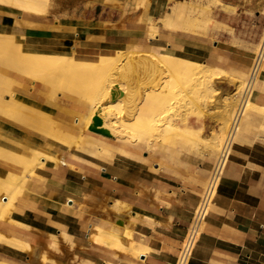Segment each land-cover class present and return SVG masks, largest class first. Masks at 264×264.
Wrapping results in <instances>:
<instances>
[{
    "label": "crops",
    "instance_id": "1",
    "mask_svg": "<svg viewBox=\"0 0 264 264\" xmlns=\"http://www.w3.org/2000/svg\"><path fill=\"white\" fill-rule=\"evenodd\" d=\"M198 3L208 5L209 16L224 28L201 31L194 22L185 31L190 4ZM263 11L264 0H49L44 13L31 15L0 2V38L42 54L92 60L118 52H170L241 71L240 52L258 45ZM2 73L17 82L18 102L55 121L53 131L62 141L45 140L0 116V146L24 156L40 150L51 158H41L43 166L28 176L0 228L4 237L29 248L0 242V261L175 264L219 158L178 146L149 152L134 137L95 136L82 119L88 102L62 93L48 104L41 82ZM261 76L248 99L264 105V68ZM10 166L0 159V177ZM112 235L119 238V249L110 248ZM189 264H264L262 113L243 116L235 126Z\"/></svg>",
    "mask_w": 264,
    "mask_h": 264
},
{
    "label": "bare ground",
    "instance_id": "2",
    "mask_svg": "<svg viewBox=\"0 0 264 264\" xmlns=\"http://www.w3.org/2000/svg\"><path fill=\"white\" fill-rule=\"evenodd\" d=\"M0 2L31 15H41L49 4V0ZM208 11V5L190 4L184 30H192L194 22H198L196 28L201 31L208 27L224 28V25L209 16ZM197 13L204 14L205 17L198 18ZM252 49L245 48L240 52L245 64L244 70L228 72L206 66L200 59L180 58L170 52H118L113 56H99L90 60L73 55L30 52L23 50L21 44L8 38H0V116L37 131L45 140L51 138L62 141L53 131V119L26 109L15 99L17 82L2 73L7 71L41 82L48 91V104L54 103L55 96L62 93L88 102V112L82 116L87 129L92 124V118L98 116L102 122L99 128L108 130L111 136L134 137L143 142L149 152L157 147L168 146H178L195 154L203 153L202 149L206 150L208 154L219 158L218 165H214L212 170L213 174L217 168L216 180L218 168L238 120L257 112L264 114V105L248 99L252 90L250 87L245 94L249 75L246 72L252 65L257 51L256 47ZM263 68L264 63L255 80L257 83L262 80ZM142 76L146 78L143 79ZM224 77L235 84L234 91L223 99V111L218 113L220 124L217 130L209 137H203L201 123L199 126L191 125L189 116L194 115L196 120H199L208 100L217 94L214 82ZM133 79L137 80L138 87H131ZM112 93L117 96L110 99ZM236 99L238 102L234 107ZM90 132L95 136L106 137ZM42 157L45 161L51 159L40 150H29V155L24 156L0 146V159L11 165L9 169L6 168L4 176L0 177V228L4 219L11 216L13 203L23 193L28 176L32 175L36 166H43ZM53 161L55 162V159ZM101 233L103 234V231ZM118 239L116 235L110 237L114 244L110 248H120ZM0 242L22 250L29 248L27 244L8 239L1 233ZM133 244L132 242L131 245ZM0 264L7 263L0 261Z\"/></svg>",
    "mask_w": 264,
    "mask_h": 264
},
{
    "label": "built area",
    "instance_id": "3",
    "mask_svg": "<svg viewBox=\"0 0 264 264\" xmlns=\"http://www.w3.org/2000/svg\"><path fill=\"white\" fill-rule=\"evenodd\" d=\"M257 44H258L257 51L255 53V57L247 78V86H246L247 88L245 94L248 90H250L249 87L252 89V86L255 80L257 79V77L259 76L262 65L264 63V28L261 32V36ZM216 172H217V168L214 170V173L212 174V177L206 189L203 190V193L199 200L198 208L194 212L190 224L188 226V229L186 231V234L182 240L175 264H189L194 247L200 236L201 223L208 213L209 198L213 190V184L215 183L214 180H215Z\"/></svg>",
    "mask_w": 264,
    "mask_h": 264
},
{
    "label": "rangeland",
    "instance_id": "4",
    "mask_svg": "<svg viewBox=\"0 0 264 264\" xmlns=\"http://www.w3.org/2000/svg\"><path fill=\"white\" fill-rule=\"evenodd\" d=\"M256 48H257V46H256ZM205 65L210 66V64H208V63H205ZM142 77H143V79L146 78L145 76H142ZM213 86H214V89L217 90V94L208 100L207 105L204 108L203 113L200 116L199 120H196V117L194 115L189 116V122L191 123V125H194V126L198 125L199 126L201 123V125L203 127L201 135L203 137H209L219 127V124H220L219 114H220V112L223 111L222 110L223 104H224L223 99H224V97L229 96L234 91V88H235V84L230 82L227 77L216 80L214 82ZM131 87L132 88L138 87L137 80H135V79L131 80ZM111 95H110V99H112ZM116 96L117 95L115 94V97ZM137 102L139 103V100H137ZM237 102H238V100L236 99L234 107L237 105ZM179 111H180V109H179ZM181 111L184 112L183 109H181ZM49 139L54 143L59 141L58 139H51V138H49ZM202 150H203V152H206V150H204V149H202ZM198 161H207V160L206 159H203V160L198 159Z\"/></svg>",
    "mask_w": 264,
    "mask_h": 264
},
{
    "label": "water",
    "instance_id": "5",
    "mask_svg": "<svg viewBox=\"0 0 264 264\" xmlns=\"http://www.w3.org/2000/svg\"><path fill=\"white\" fill-rule=\"evenodd\" d=\"M120 95H122V94L120 93ZM114 97H115V93H112L111 98L113 99ZM101 125H102L101 119L98 116H94L92 118V124L88 127V130L95 132V133H98V134H101L103 136L110 137L111 135H110L108 130H106L104 128H99V127H101Z\"/></svg>",
    "mask_w": 264,
    "mask_h": 264
}]
</instances>
